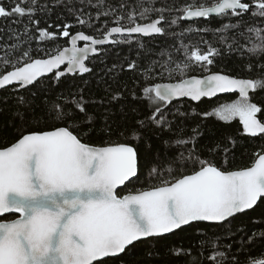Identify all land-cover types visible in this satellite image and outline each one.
I'll return each instance as SVG.
<instances>
[{"label":"snow or ice","instance_id":"1","mask_svg":"<svg viewBox=\"0 0 264 264\" xmlns=\"http://www.w3.org/2000/svg\"><path fill=\"white\" fill-rule=\"evenodd\" d=\"M25 2L30 6L25 8L17 3L11 11L0 6V17L13 14L33 16L37 0ZM150 11L162 13L164 9L142 5L139 19H148ZM179 11L182 16L178 19L209 18L212 14L223 19L242 17L248 12L254 17H264V0H253L252 4L244 0H211L210 3L209 0H200L199 3L191 0ZM124 19V16L116 17V26L100 39L84 32L72 35L71 47H65L46 59H32L27 50L15 55L19 46H11L0 58V65L12 69L0 75V89L9 85H16L14 90L27 89L53 72L57 80L66 73H90L92 69L85 61L90 53L98 52L97 45L129 43L128 36L132 34H166L160 26L165 20L163 14L143 24L137 22L135 11L128 14L127 25L121 24ZM178 19H173L171 24H177ZM79 22L85 23L84 20ZM240 26L239 22L225 23L215 31L229 32ZM70 27L64 26L63 37L70 36ZM185 31L193 29L190 27ZM246 31L250 46H244L243 50L257 58L264 55V29L248 26ZM114 35L122 39L116 40ZM54 37V33L39 30L41 40ZM77 41L85 42L84 46L77 47ZM185 51L187 54V47ZM216 55L219 50L214 47L209 46L206 52L195 48L187 54L188 63L166 70L169 76L175 71L183 76L193 65L210 71L207 66L213 64ZM65 64L66 70L61 71ZM128 67L132 69L136 65L133 62ZM258 67L264 69V64ZM248 68L251 70V65ZM262 88L264 80L260 78L210 73L203 78L193 76L178 83H157L143 91L155 105L149 121L162 128L167 125L169 129L171 125L162 114V104L180 97L200 101L202 97L238 93L237 99L220 104L204 115L223 122L238 118L244 134L257 137L264 135V119L260 118L264 117V109L252 102L250 93ZM19 101L23 104L24 98L20 97ZM84 105L82 96L65 100L63 104H53L46 112L47 120L44 116L34 119L36 130L27 131L15 142L0 148V264H107L104 258L119 257L134 242L162 237L193 222L220 224L253 209L258 201L264 203V153L260 152L255 154L256 159L250 167L229 171L195 151H189L187 156L181 151L172 160L176 169L169 166L161 170L154 166L148 173L149 180L154 183L148 188L121 195L118 189L127 187L138 175L137 150L128 142H111L105 146L83 142L89 135L85 127L94 123V116L86 113ZM77 110L85 114V120L77 119ZM19 115L23 119V114ZM49 120L51 127H41ZM144 127L145 121H137L136 126L125 129L121 136L125 140H139ZM192 131V139H195L200 133L196 128ZM190 142L180 139L175 144L182 146ZM189 166L193 170L184 174L183 169ZM177 170L180 175H175ZM11 214L18 215L14 219H2ZM259 235L264 237V232ZM255 236L253 233L249 238L250 243ZM227 247L231 249V245ZM172 252L176 256L191 255V250L173 249ZM203 259L202 245L199 264H203ZM207 259L209 264H227L229 258L227 252L214 248ZM231 260L232 264H238L236 257ZM247 264H264V257H250Z\"/></svg>","mask_w":264,"mask_h":264},{"label":"trees","instance_id":"2","mask_svg":"<svg viewBox=\"0 0 264 264\" xmlns=\"http://www.w3.org/2000/svg\"><path fill=\"white\" fill-rule=\"evenodd\" d=\"M190 2L191 0H147V3L145 0H37L35 14L31 17H20L17 14L0 17V58L13 45L19 46L15 55L27 50L32 59L46 58L67 45V39L61 37L65 25L71 26L68 29L70 35L84 32L99 38L109 28L116 26L114 21L118 16H124L121 24L127 25V16L132 11L137 13V22L141 24L163 14L165 20L162 27L166 33L151 38L132 36L128 37L129 43H115L102 48L98 56L88 60L87 66L92 71L85 75H65L57 80L53 74L40 79L27 89L14 90L16 86H12L0 91V148L15 142L23 133L36 130L34 119L44 116L47 120L46 112L53 104H63L65 100L79 99L82 96L86 113L94 116V123L84 129L89 135L84 137L83 142L93 146L128 142L137 150L138 175L127 187L118 190L121 195L148 188L154 183L148 177L154 166H159L161 170H166L169 166L176 169L177 166L172 164V160L181 151L185 156L189 151H195L224 170L250 167L256 159L255 154L264 153V135L251 137L244 134L238 118L223 122L214 116L204 115L213 110L217 101L229 100L235 96L203 99L198 103L181 100L161 105L162 114L171 125L170 129L167 125L158 127L148 119L155 105L145 97V87L162 82H177L188 76H201L210 72L264 80V69L258 67L259 64H264V55L257 58L243 50L244 46H250L246 28L252 26L264 29V17H254L248 12L242 17L221 19L215 16L184 22L178 19L182 16L179 10ZM196 2L199 3L200 0ZM244 2L252 4L253 0ZM17 3L25 8L30 6L25 0H0V6L7 11H11ZM142 5L164 11H150L148 19H139ZM173 19H178L177 24H171ZM79 20H84L85 23L81 24ZM238 22L241 25L238 29L223 33L215 31L225 23ZM190 27L193 31H185ZM200 29L207 31H199ZM39 30L54 33L55 37L41 40ZM121 39L122 37L116 38ZM209 46L219 50L213 64L207 66L210 71L193 65L183 76L178 71L169 76L166 69L188 63L187 54L195 48L206 52ZM133 62L136 67L129 69L128 65ZM9 70L10 67L4 68L0 65V75ZM116 96L119 98L113 99ZM250 96L252 102L264 109V88L250 93ZM20 97L24 98L23 104L19 101ZM19 114H23V119ZM77 119L83 121L86 116L77 110ZM141 120L145 121L146 127L142 129L140 139L125 140L121 132L136 126L137 121ZM51 126L50 120L46 125H41ZM194 128L200 134L192 139ZM180 139L191 142L177 146L175 142ZM213 149L216 151H211ZM192 170L189 166L183 169V173L188 174ZM180 174L179 170L175 171V175ZM14 218V215L2 217ZM261 232H264V203L258 202L250 211L236 215L224 223L196 222L166 236L138 241L119 257L106 260L107 264H199V253L203 245V264H209L207 257L214 248L227 252V264H232V257L237 258L238 264H247L250 257H264V237L259 235ZM253 233L256 236L250 243L249 238ZM228 245H231L230 250ZM173 249L191 250V255L176 256ZM194 257L197 259L193 260Z\"/></svg>","mask_w":264,"mask_h":264},{"label":"water","instance_id":"3","mask_svg":"<svg viewBox=\"0 0 264 264\" xmlns=\"http://www.w3.org/2000/svg\"><path fill=\"white\" fill-rule=\"evenodd\" d=\"M210 17H215V15L214 14H212V15H210ZM157 19V18H156ZM202 19H207V18H192V19H182V21H184V22H193V21H197V20H202ZM155 20V19H154ZM151 22V21H150ZM163 22L164 21H162V23H161V25L160 26H162V24H163ZM146 23H148V22H146ZM143 24V23H142ZM110 29V28H109ZM77 33H79V32H76V33H73L72 35H75V34H77ZM72 35H70L69 37H63L62 35H61V37L62 38H66L67 39V45L66 46H64L62 49H60V50H63L65 47H71V44H70V39H71V36ZM160 34H152V35H149V36H144V35H142V34H132L131 36H128V37H132V36H137V37H141V38H151V37H156V36H159ZM94 37V36H93ZM103 37V36H102ZM102 37H99V38H96V37H94V38H96V39H100V38H102ZM118 37H120V36H118V35H114V39H116V38H118ZM110 39H112V38H110ZM84 43L85 42H83V41H77V47H83L84 46ZM111 45H113V43H105V44H103V45H97L96 47H97V49H98V52L96 53V54H89V59L90 58H92V57H94V56H98L99 54H100V52H101V49L102 48H105V47H108V46H111ZM56 54V53H55ZM55 54H53V55H55ZM49 57V56H48ZM48 57H46V58H48ZM46 58H40V59H46ZM89 59H87L86 61H85V64H86V66H87V62H88V60ZM66 67H67V65L65 64V65H62L61 66V71H65L66 70ZM12 70V69H11ZM10 71V70H9ZM55 71V70H54ZM210 73H222V72H210ZM210 73H207V74H205V75H201V76H199V75H192V76H188V77H186V78H184V79H189V78H191V77H193V76H195V77H197V78H203V77H205V76H207V75H209ZM54 74V72L53 73H48V74H46L44 77H41L40 79H42V78H45V77H48V76H50V75H53ZM74 74H79V73H74ZM85 74H87V73H85ZM85 74H83V75H85ZM223 74H225V73H223ZM65 75H73L72 73H66ZM229 75V74H228ZM231 76V75H230ZM233 77H235V76H233ZM235 78H237V77H235ZM39 79V80H40ZM181 81V80H180ZM180 81H177V82H162V83H159V84H167V83H178V82H180ZM12 86H16V85H9V86H6L5 88H3V89H6V88H9V87H12ZM17 87V86H16ZM3 89H0V91H2ZM19 89H24V88H19ZM235 95H237L238 96V93H224V94H218L217 96H215V97H211V98H208V97H202L201 98V100H203V99H207V100H211V99H215V98H217V97H224V96H235ZM181 100H187V101H190V102H192V103H198V102H200V101H193V100H191V98H189V97H180V98H175V99H173L171 102H169V103H173V102H177V101H181ZM136 178V177H135ZM134 179V178H133ZM124 186H121V189L123 188ZM119 190V189H118ZM259 202V201H258ZM251 210V209H250ZM250 210H245V212H247V211H250ZM244 213V212H243ZM239 214H241V213H238V214H236V215H239ZM11 215H14L15 216V218H16V216L18 215V214H11ZM235 215V216H236ZM235 216H233V217H235ZM233 217H231V218H233ZM231 218H229V219H231ZM226 222V221H225ZM193 223H196V222H193ZM202 223H208V224H216V223H210V222H202ZM224 223V222H223ZM221 224V223H220ZM186 226H188V225H186ZM182 227H185V226H182ZM175 231H177V230H175ZM174 231V232H175ZM169 234H171V233H168V234H165L164 236H166V235H169ZM151 238V237H150ZM146 239H148V238H146ZM142 240H145V239H142ZM141 240V241H142ZM138 242V241H137ZM136 242H134V244H135ZM130 246H132V245H130ZM129 246V247H130ZM123 254V253H122ZM121 255V254H120ZM119 255V256H120ZM114 258V257H113ZM104 259H106V258H104Z\"/></svg>","mask_w":264,"mask_h":264},{"label":"rangeland","instance_id":"4","mask_svg":"<svg viewBox=\"0 0 264 264\" xmlns=\"http://www.w3.org/2000/svg\"><path fill=\"white\" fill-rule=\"evenodd\" d=\"M238 98V96L237 95H235V97L234 98H232V99H229V100H227V99H223V100H220V101H217L215 104H214V107H213V109H215L216 107H218L220 104H223V103H229V102H231V101H233V100H235V99H237ZM169 104V103H168ZM162 105H164V104H162Z\"/></svg>","mask_w":264,"mask_h":264}]
</instances>
